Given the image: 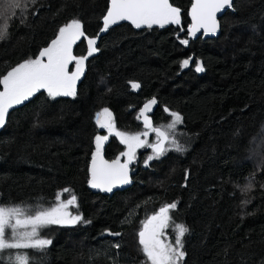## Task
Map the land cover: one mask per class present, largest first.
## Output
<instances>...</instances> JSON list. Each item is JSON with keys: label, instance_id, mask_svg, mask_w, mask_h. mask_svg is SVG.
I'll use <instances>...</instances> for the list:
<instances>
[{"label": "trees", "instance_id": "obj_1", "mask_svg": "<svg viewBox=\"0 0 264 264\" xmlns=\"http://www.w3.org/2000/svg\"><path fill=\"white\" fill-rule=\"evenodd\" d=\"M9 2L0 0V25H9L0 39V78L36 58L72 19L85 32L72 54L88 56L87 39L97 38L111 6V0H21L26 7L5 12ZM170 3L181 9L179 25L110 26L95 45L99 51L85 60L75 96L39 90L9 109L0 127V206L31 213L66 193L76 196L71 208L83 218L51 226L52 243L25 252L30 264H150L138 234L170 203L177 204L173 219L189 229L180 264H264V0H234L221 34L196 40L187 31L192 0ZM153 98L154 123L179 112L189 148L147 164V148L139 149L142 160L127 189L109 195L92 187L95 137L108 136L102 145L108 159L124 161L126 151L97 114L107 108L116 129L141 132L140 110Z\"/></svg>", "mask_w": 264, "mask_h": 264}, {"label": "snow or ice", "instance_id": "obj_2", "mask_svg": "<svg viewBox=\"0 0 264 264\" xmlns=\"http://www.w3.org/2000/svg\"><path fill=\"white\" fill-rule=\"evenodd\" d=\"M32 2L34 3L35 0ZM231 3L232 0H195L191 8L193 23L190 34L195 36L201 29H204L206 33H215L219 28L217 14L230 6ZM22 7H26V4H23L21 0H10L4 11L8 12L14 8L20 9ZM102 19V30H107L110 25L121 20H129L137 28L142 25L148 27L153 25L164 26L168 23L179 25L181 24V9L174 7L170 0H111V6ZM8 26L7 23L0 25V39H4ZM84 36L82 22L78 19H72L59 29L56 38L50 42L48 47L41 50L36 58L24 60L2 75L0 78V84L3 85V90L0 91V127L5 124L9 109L13 108L14 105L21 104L41 89H46L49 96L53 98L76 95V81L83 74L85 60L88 59V56L99 51L95 46L96 39L88 38V56H73V44ZM182 43L187 44L188 40H183ZM73 61H75L76 70L70 73L68 66ZM182 64L184 67L188 66L189 60L183 61ZM196 71H204L202 63H197ZM131 87L137 89L140 85L131 83ZM156 104L157 100L153 98L147 101L140 110L144 127L156 133V143L150 145L153 149V156L147 157V160L158 159L169 150L165 147V143L170 139V132L174 133L176 127L183 123V117L179 112H170L172 118L170 123L153 127L152 120L146 113ZM102 117L107 119L101 122ZM97 122L100 127L107 128L109 133L115 129L114 120L107 108L97 114ZM115 135L128 146V151L122 153L128 157L127 162L122 164L119 157L111 162L103 159L102 145L108 136L95 137L96 152L92 156V179L90 183L92 187L108 192H111L117 184L130 182L128 164L135 158L136 148L145 146L146 141L141 139V135L147 136L148 132L130 135L126 132L115 131ZM171 146L176 151H184L174 134L171 136ZM63 191L67 192L69 189ZM61 196L62 193L56 196L59 202L54 206L31 213L21 206H0V251L27 248L44 249L52 241L40 238V229L50 225H67L80 222L83 219L82 216H71L68 212V207L75 203L76 196L73 195L67 201L61 200ZM176 207V203L166 204L143 222V228L138 234L139 244L150 264H179L185 255L182 241L189 231L185 225H175L174 244L166 243L165 240L161 239L164 230L169 227L170 210ZM8 230H10V239L6 235ZM115 235L120 234L115 233ZM9 259L10 261L14 260V264H30L27 254H16L14 258L10 256Z\"/></svg>", "mask_w": 264, "mask_h": 264}, {"label": "rangeland", "instance_id": "obj_3", "mask_svg": "<svg viewBox=\"0 0 264 264\" xmlns=\"http://www.w3.org/2000/svg\"><path fill=\"white\" fill-rule=\"evenodd\" d=\"M126 21H129V20H126ZM166 25V24H165ZM144 26V25H142ZM75 62V61H74ZM84 69H85V62H84ZM75 64H74V67H73V71H75ZM70 73L73 72V71H70L68 70ZM84 73V71H83ZM83 75V74H82ZM82 75L80 76V78L82 77ZM80 78L76 81V85L78 83V81L80 80ZM76 85H75V90H76ZM171 122V121H170ZM168 122V123H170ZM168 123H162V124H159V125H167ZM115 131H119L118 129H114V131L112 133H109V134H115ZM145 131L148 132V135L147 136H144V135H141V139L142 140H145L146 141V144L144 147H150V145L152 144H155V142L151 141V138H150V135L151 134H154V132H152L150 129H144L142 130L141 132H134V133H129V132H126L130 135H133V134H136V133H144ZM109 132V131H108ZM122 132V131H121ZM175 135V139L178 141V143L184 148V151L186 149L189 148V140L187 138V136L184 134V132L180 129V125H178L176 127V129L174 130V133L173 132H170V139L168 142L165 143V147L167 149H169L165 154H167L168 152H171V151H174V152H179V151H176L174 148H172L171 146V136L172 135ZM120 139V138H119ZM121 140V139H120ZM104 143V142H103ZM126 146V151H128V146L125 144ZM143 146L142 147H139V148H136L135 150V158L131 161H135L136 159V155H137V152L139 149H142L144 148ZM153 151V149H152ZM180 153V152H179ZM183 153V152H181ZM164 155V154H163ZM162 156V155H161ZM160 156V157H161ZM124 161H128V157L125 156V160ZM130 162V163H131ZM129 163V164H130ZM65 194L66 193H62V196H61V200H64V201H67L69 199H71L72 196H66L65 197ZM59 201H55L51 206H54L56 203H58ZM73 205V204H72ZM72 205H69L68 207V212L71 214V216H76L77 214H75L73 211H72ZM170 217H171V220L169 221V227L167 229L164 230V235L161 237V239L165 240L166 243L168 242H171L174 244V239H175V232H174V228H175V225L177 224H180L178 222H176L174 219H173V216L171 214V212L169 213ZM67 225H70V224H67ZM51 226H60V225H50L48 226L47 228H42L39 230V236L40 238H43V239H49L50 240V236H49V232H50V228ZM6 235L8 236V238L10 239V230L7 231ZM28 249H34V248H27V249H6V250H3V251H0V261L3 260V261H10L9 257H13L16 255V254H25V252L28 251ZM11 262H14L11 261ZM180 264V262H179Z\"/></svg>", "mask_w": 264, "mask_h": 264}, {"label": "water", "instance_id": "obj_4", "mask_svg": "<svg viewBox=\"0 0 264 264\" xmlns=\"http://www.w3.org/2000/svg\"><path fill=\"white\" fill-rule=\"evenodd\" d=\"M194 2H195V0H192V4H191V6H190V8H189V18H190V21H191L190 25H189L188 28H187L189 39H191V40H196V39H198L199 37H202L203 39L218 37V36L221 34V31H222L221 18H222V17H223V16H224L229 10H231V9L233 8L234 0H232V3H231L230 6L226 7V8L223 9L220 13L217 14V21H218V23H219V28H218V30H217L215 33H206L204 29H201L200 31H198V32L196 33L195 36H192V35L190 34V28H191V25H192V23H193V21H192V17H191V8H192V5H193ZM112 25H113V24H112ZM112 25H110V26H112ZM110 26H109V28H110ZM109 28H108V29H109ZM102 29H103V28H102ZM102 29H101V31L99 32V34H98V36H97V38H96V43H97V41L100 39L101 35H103V34L108 30V29H107V30H102ZM81 38H82V37H81ZM77 41H79V40H77ZM73 45H74V44H73ZM69 68H70V64H69V66H68V70H69ZM41 90H46V89H41ZM157 107H158L157 104L154 105V106H152L151 110L148 111V112L146 113V114L150 117V119L152 120L153 125H154V114H155V112H156V110H157ZM142 108H143V107H142ZM140 117H141L142 124L144 125L143 117H142L141 115H140ZM106 119H107L106 117H102V118H101V122H104ZM102 155H103V159L106 160V161L111 162L112 160H114V159H108V158L106 157L104 151H102ZM120 162H121L122 164L125 163V162H124L123 160H121V159H120ZM91 167H92V160H91V163H90V171H91ZM128 176H129V181H130L129 183H126V184H117L116 186L113 187V189H112L111 192L103 191V190H101L100 188H96V189H98L99 191H101V192H103V193H106V194H109V195H113V194H114L115 192H117V191H121V190H125V189H127V188L132 184V182H133V167H132L131 165H128ZM91 179H92V173H91Z\"/></svg>", "mask_w": 264, "mask_h": 264}, {"label": "flooded vegetation", "instance_id": "obj_5", "mask_svg": "<svg viewBox=\"0 0 264 264\" xmlns=\"http://www.w3.org/2000/svg\"><path fill=\"white\" fill-rule=\"evenodd\" d=\"M159 126H160L159 124H155V123H154V125H153V127H159ZM150 138H151V141H153V142L156 143V133L151 134V135H150ZM143 147H144V146H143ZM144 148H147V152H146L145 158L143 159V160H144V161H143V164H147V163H149L150 161H154V160H156V159L147 160V157H149V156H153V151H152V148H151V147H144ZM137 155H138V153H137ZM137 155H136V159H135V161L131 162V163L128 164V165H131L132 167H134V165H135L136 163L141 162L142 158H141V157H137ZM124 162H126V161H124Z\"/></svg>", "mask_w": 264, "mask_h": 264}]
</instances>
